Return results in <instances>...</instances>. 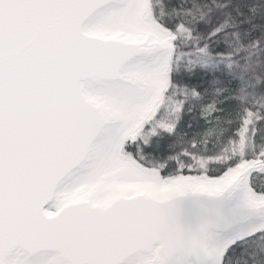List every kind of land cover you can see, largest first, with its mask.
Segmentation results:
<instances>
[{
	"label": "snow or ice",
	"instance_id": "6c2138e0",
	"mask_svg": "<svg viewBox=\"0 0 264 264\" xmlns=\"http://www.w3.org/2000/svg\"><path fill=\"white\" fill-rule=\"evenodd\" d=\"M0 264H264V0H0Z\"/></svg>",
	"mask_w": 264,
	"mask_h": 264
}]
</instances>
